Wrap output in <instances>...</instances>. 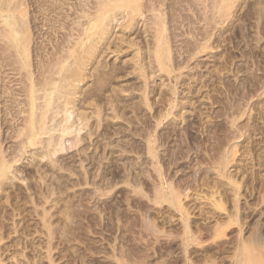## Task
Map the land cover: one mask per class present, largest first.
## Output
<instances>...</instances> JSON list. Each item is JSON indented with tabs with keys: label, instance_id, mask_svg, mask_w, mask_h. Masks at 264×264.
Wrapping results in <instances>:
<instances>
[{
	"label": "rangeland",
	"instance_id": "obj_1",
	"mask_svg": "<svg viewBox=\"0 0 264 264\" xmlns=\"http://www.w3.org/2000/svg\"><path fill=\"white\" fill-rule=\"evenodd\" d=\"M22 1L20 0L19 2ZM26 1L27 4H29L28 17L31 16L32 21L34 20L33 25L34 23L36 24V26L38 24L39 27L43 29L42 32L39 34L40 38L38 37V41H37L38 46L46 47L47 48L46 50L50 51L51 53V51H53L54 49L52 45L55 43L54 45L57 46L56 42L60 43L63 37L67 33H69L68 32L69 30L62 29L61 28L62 25H61V27L57 29L58 33L55 32L54 34V32L49 28V26L47 25L45 26V24H47L46 21L47 17L50 18L53 15L50 13H46L45 11L42 12L37 5L38 0H26ZM60 1L65 2L66 0H60ZM80 1L82 0H69L68 2L66 1L67 6L65 5V11H67V13L71 15V18L63 20L61 24L64 25L63 22L65 21V26L67 27L66 20L67 23L71 25L73 24V21L74 22L76 21L75 18L77 16L76 14L77 12H74V10H72L73 9L72 7L74 6L75 8L78 7ZM96 1L97 0H88V3L90 4V6L91 5L94 6ZM16 2L19 3L18 0ZM233 2H235L234 6L232 2L222 5L225 8L229 4H231L234 7V8L232 7L234 11L230 10L232 14L229 12L230 14L228 16L231 15L229 18L228 16L222 17L224 22L220 18L219 21H221L222 24L218 25L214 31L221 38L219 44L215 43V47L216 46L218 47L216 49L207 51L208 53L199 55L195 59H192L188 55V53H186L188 48L186 49L185 47L186 44L183 41L185 40L191 41L192 40L191 33H196L197 27L204 30L203 29L204 25H206V21L204 19L205 17L200 22L198 21L197 16H195V13H192L191 11L187 10L182 12L183 16H181V14L179 15L178 14L179 12L177 13V15H179V16L176 15L179 18V19L177 18L178 19L177 23H174L171 20V25H170L171 31L173 33L175 32L176 35L179 36L177 39L174 40L173 47H174V51L176 52V53L174 52V55H176L175 58L178 61V62L176 61L178 64L177 66L180 67L179 65L181 63L182 66L184 65L182 69L183 73L182 70H180V72L175 73L176 75L173 73L170 75V77H168L169 76L168 73L167 75L165 72L162 71L159 72L155 70L157 72L156 73L157 76L155 78V76L153 77V75H151L153 78H151L150 81L151 85L148 86L151 92L156 90L154 94L152 93L150 94L149 96L150 103L148 102V105L149 104L152 105V103L155 101L152 105L154 107L151 106L152 109H150V105L148 106L146 104L144 105L145 111L142 114H139V118L144 116L143 118L145 119V116L146 118H149L151 115H154L155 111L160 112L161 110H163V113L167 112L170 109V107L167 106L166 104H165L166 106L165 105L162 106V104L160 105L159 103H160V99L164 94L165 95L170 94V92H168L169 91L168 83H170V85L175 86L177 91L179 92V94L175 97L178 103L182 102V104L183 103L186 104L189 101V98L190 100L192 98V102L186 105L185 109L183 105L180 104L182 106H180L177 110L176 109H174L173 111L171 110L176 114L177 117L175 116V114L172 115L171 117H173L174 119L170 121V123L168 124H165L167 121L166 120L164 123L166 126L162 125L157 133L158 135L159 132L160 133L164 131L166 132L167 130H171L174 127L177 129L179 135L178 136L175 135L173 138L170 139V144H169L170 148L175 147V145H177L178 143L183 144V147L184 145L186 146L187 144L188 145L190 144L189 138L186 139L188 136L186 133L188 131V128L190 127L191 131L193 132V137L197 135L196 138H192L191 140L192 144H190V146L195 144L196 147H198V144L202 145V143H204L205 145L204 147H209L211 150L215 146L213 151H215L216 154L218 152V154L217 155L215 154V156L218 157L217 159H221L223 157V153L225 152V150L230 148V146L227 145H226L227 147L224 146L225 144H223V147L224 148L226 147L225 150H221L224 149L223 147H221L220 149L217 148L218 147L217 144L221 143L222 141L221 138L223 137L224 130L228 128L227 129L228 131L226 130L227 133L229 131L230 132L234 131L238 133L237 134L238 136L240 132L247 133L246 138L242 137L238 139V141L242 140L243 143L238 142V144H236V146H238L237 148H239L237 149L239 153H237V156L235 155L236 157L234 156L233 158H231L232 161L234 162L231 163V167L233 166L231 170L235 171L237 167L238 169H240L238 165L242 163L243 160H244L243 164L246 163L247 172H245L244 175H241V177H239L240 175L239 174L237 178L241 182L242 180L243 182H245L246 181L245 179L248 178L247 185L246 184L244 185L245 187L246 186L247 187L246 188L243 187V190H241L243 196L241 195L242 197H241L240 205L242 208L244 207V209L248 208V211L244 213L248 212L251 215H249L250 218H247L245 216V219H243V221L241 222L243 224H240L238 226L234 225L233 227H231L228 230V236L222 239L214 240L215 250L213 252H215L216 255L220 254L223 259L222 260L220 258L221 259L220 261V259H218L219 258L218 256L220 255L217 256L215 255L217 257V259L215 260L219 262L218 263L217 261H215V263L218 264H237L238 262L239 264H241V261L243 260L242 257L239 260L237 258L233 259V257L235 256L234 250L237 249L238 247H241L243 244H245L246 241H248L249 244L256 243L255 245L258 247L263 243L261 246L262 247L264 246V203H263L264 202V190H263L264 189V182H263L264 180V94L261 95L264 92V0H235V1L233 0ZM202 7L205 6L200 5V7H198L197 10L199 8L203 9ZM204 10L205 9H203V11ZM205 11L208 12V10ZM205 11L203 13V16L206 15ZM117 13H118L117 18L120 19L114 23L115 29L111 33L110 36V38H112L111 41L116 42L118 40L119 42V38L125 36L126 41L128 40L127 43L129 41H132V42H136L135 44H137L138 42L139 43L138 45L140 46L141 49L137 52H140L142 53V55H145V58H147L145 59L146 60L145 62H148L147 56L150 55L148 53L150 49L153 47L152 46L153 43H152V39L147 36L148 34L145 31L147 28L149 29L150 26L146 22L147 20L145 18H139V16H136L137 18H139L138 20L139 23H137V26L134 27L135 30L134 29L127 30L125 29V27L123 28V25L127 21V19L125 20V18L123 17L124 15L122 16L121 12L117 11ZM149 15L147 14L148 17H151ZM184 15L187 18L189 17L190 20L192 21H190L189 19L188 21L184 17ZM208 15L211 16L212 14H208ZM180 16L181 18L183 17L184 18L181 19ZM224 17H227V19L226 18L224 19ZM190 22H193V25ZM145 24L149 26H145ZM175 24L179 26L176 25L177 26L176 27ZM178 27L179 29H176ZM206 27L207 25L205 26V28ZM51 41L53 42L55 41V42L53 43ZM127 43L124 46L125 47L124 53L121 54L120 56H117L116 53L115 54L113 53L111 55L109 54L108 57H106L107 54L106 55L104 54L98 57V59L96 60L97 62L95 61V63L103 61L102 63L108 66L105 69L106 71L112 70L113 68H115V66L116 67L124 66L126 68V72L125 75L123 76L121 75L116 79L113 85L110 86L109 91H107V93L105 94L103 103H101L100 107H98V109H100L102 106L103 113L100 116L102 119H100V117H99L100 120L96 118L95 116H97V114L95 116L93 115V119L91 120V122L93 123L91 125L92 129L90 127H89L90 129L86 128V130L84 131L86 135H84L83 133V135L87 137V138L84 137L86 141H82L83 144L80 143L81 145H79L77 149H73L72 150L73 152H71L70 150L71 153L68 151L67 155L60 156L58 158L59 159L58 162L56 159V162L58 164L57 163L55 164L59 165L62 171L56 170V172L53 173L47 170L46 171L43 170L44 172H46L44 174L43 172L41 173L43 174L42 175L43 177H40L39 174H38L39 176L35 175L34 172L32 173L33 175L30 174L31 170L35 171L36 169L31 164L28 165V163L29 161H32V157L35 153H39L36 152L35 149L34 150L32 149L30 150L31 152L27 155L28 156V158L26 159L27 164L23 165L22 168V169H26L25 173L23 174L18 173L19 175L16 177V179L14 178L9 179L10 181L9 180L7 181L5 179L3 181L0 180L1 182L4 181L8 182V183L7 182L3 183L4 187L2 186V183L0 184L1 185L0 187H2V189L0 188V259L2 258L4 260V264H14L15 260L13 261L11 258L20 256L22 253L21 251L24 248V245L27 246V248L25 247L24 249L26 254L28 255V260L34 261L35 257L41 255L40 258L43 259L42 260L43 263L42 262L41 263L50 264V262H48V254H49L48 251H50L48 249V243L50 241L49 239L51 235H49L48 233L49 230H47L50 227V226L47 227L48 224H51L53 231L51 230V228L49 229L50 232L52 231L54 233V235L56 234V230H58L57 234L55 236L53 235L52 237L53 254L50 253L54 257L53 259L55 264H111V263L121 264L122 262L126 264H145V263L146 264H183L185 262L186 264V260L183 261L184 250L182 251V249H184L183 247H185V245L183 246L184 239L180 237L182 235L180 233L182 231L180 228L181 224H179L180 226L178 225L180 228V230H178L179 232L177 231V229H179L178 227H176L177 229L175 228L176 231L174 230V228H172L173 232H176V234H178L177 235L178 238L174 233L170 235L171 233L169 229L171 230V228L165 230L167 232L169 231L168 234L170 233L169 235L171 237L167 236L166 234L165 235L163 234L162 236L161 234L158 235L157 233H155L154 230L147 229L148 226L147 228L143 226L145 224L144 223L142 224L143 221H140L143 218H140L141 213L136 208L137 205L135 201L137 196L135 198V194L137 195V191L135 192V190H137V188L135 189L136 186L134 180L137 181V179H134L135 175L141 173L140 175L143 176V174L145 175V173L146 174L148 173L146 176H144L146 180H149L150 178L151 180L156 181V178H154L155 169L154 171H152L151 168V167L154 168L155 165L149 164L150 166L153 165L151 167L147 165V163L150 161L152 162V160L148 158L149 156H146L144 154L143 156H140L142 154L137 153L139 152V149L137 147L135 148V146L139 145V142L147 143V141L143 138V136H140L139 134L141 131H142L141 134L143 133L144 135H146V133H144L145 131L143 132L140 126L141 124H139L140 121L137 117L135 118L136 115L134 112L132 113V111L128 109L127 113L124 114L126 117L121 114V116H124L125 118L122 117V119H120L121 117L120 116L118 117L119 119H117L114 118L117 117V112L113 109H110L107 106L111 99H114L115 104L117 103L120 104V102H122L123 105L127 104L126 106H128V104H130L131 102H132L131 104L133 105L134 104L133 102H138V101L140 102L142 98L144 99L143 97L144 95H142L144 91L143 92L140 91V86H139L140 83L143 84L141 82L143 77L140 76L139 71L137 72L134 71L135 64L132 60L133 57L137 54V52L135 47L130 49L129 48L130 45ZM146 43H147V47H146ZM104 48H107V46L105 45L102 47V49ZM113 50H115V47H113ZM102 56H104L105 58L104 57L101 58ZM189 57L191 59H189ZM34 58H35L34 59L35 63L38 62V60H40V59L37 60L36 59L37 57ZM45 58L47 57L43 56V60H45ZM155 68L157 67L155 66ZM91 69L92 66H90L88 71L90 70L91 74H93L92 73L93 71ZM11 77L12 79L15 78L14 76ZM171 78H173L172 82H171ZM175 78H179V80L177 81V79ZM89 81L87 79L85 83L82 84L84 88L83 90L86 91V93L87 91L93 88L94 78L93 79L91 78L92 82ZM114 88H116L115 90H120V91L124 90L122 92L119 91L121 98H119L118 100H115L113 96L115 95L113 94L112 91ZM84 91L83 93H85ZM251 91L253 98L250 101H248L249 97L247 96L248 98H246L244 96L250 93ZM188 92L190 95L188 94ZM83 98L84 96L82 97V99ZM89 101L86 102L87 105L84 102V100L83 102H81L82 104V108L80 107L81 110L84 111L85 108H90L88 109L89 112L92 111L97 112L96 111L97 107L91 106L92 107L91 108L88 105ZM229 101L232 102L233 105L236 104L235 106L243 104L242 106H240L241 107L240 109L242 110H237V113L234 114L235 117L234 115L232 116H228V114L226 115L227 108L229 107ZM122 104L119 106H122ZM84 105H86L87 107L86 106L83 107ZM181 108H183V110ZM150 110H152V112ZM243 110H245L246 114L244 116H241L244 113V112L242 113ZM114 111L116 112V115L114 114L115 113ZM95 118L101 121V123L99 121L96 122ZM95 123H97V125ZM98 123H100V126ZM23 124L24 122L21 120L15 124L13 129L17 130L20 127L23 128L22 127L24 126ZM153 125L155 124L153 123ZM98 126L101 128H99ZM215 126L216 127L218 126V128L221 127L220 129L222 131L220 129L218 130L219 134L218 135L216 134L217 139L214 138L216 139V141L214 139L212 140V142L215 145H212L213 143L211 144L208 142L209 139L208 132H210V135L213 134L212 132H214L216 128ZM239 127H241V129ZM13 129H11V131ZM186 129L187 131H185ZM208 129L210 131H208ZM7 130L5 129L6 133ZM89 131L93 134H90ZM118 131L121 134L118 133ZM94 133L96 134L94 135ZM14 134L15 131H13V135ZM89 134L90 136L93 135L91 136L92 137L91 139ZM183 136L185 137V139L182 140V138H184ZM220 136H221L220 138L221 141H219ZM12 138L13 137L10 136L8 137V134H6L3 145L2 146L0 145V150L3 151L6 150V152H8L7 154L13 151L12 147L14 146L17 147L18 144L16 143L18 142V140ZM197 138L201 140L197 142L196 141ZM179 139L181 142L179 141ZM110 141L113 143H111ZM104 143L107 145L108 149L106 148ZM210 146H212V148ZM104 147L106 149H104ZM102 149H104L105 151ZM163 149L165 150V148L161 149L162 150L161 154L166 156L165 157L166 159L167 153L166 152L164 153ZM220 150L223 153H220L219 152ZM215 152H213V154ZM140 157H142L141 158L142 160L140 159ZM202 157L204 158V156ZM146 159L148 162H145ZM197 160L198 159H195L193 165H191L192 173H194L198 169L197 164L199 161ZM142 161H144L145 162L144 164H146L145 166H147V167L144 166L145 167L144 170L148 168L145 171L142 170L143 169L142 166L144 165L141 164ZM185 162H187L186 159L182 161V163ZM172 169L173 171H175L173 174L177 173V177L181 175V171L178 173L177 168L173 166ZM180 169L183 170V168ZM141 170L144 171L145 173H143ZM148 170H150L153 173V175L151 174L152 176L150 175V171L148 172ZM85 172H87L86 173L87 176L84 177V175H86ZM185 172H189V170ZM237 172L238 170L234 172V174H236ZM28 174L29 177L27 176ZM139 174L136 176V178L139 176ZM23 176H24L23 180L28 181V183L27 182H25V184L23 183L24 182L22 180ZM147 176L149 178H147ZM186 176L187 175H184L183 177L186 178ZM39 177L41 179H39ZM86 177L87 179H85ZM42 179L44 180L42 181ZM108 181L112 183L109 184ZM10 182L12 183L10 184ZM26 184L28 187L26 186ZM97 184L99 185V187H97L98 186ZM21 186L24 188H22ZM99 189L100 190L103 189V191H106L107 195L105 194L104 196L103 195L104 192L99 191ZM148 191L149 193H146V195L150 194L151 196L153 193L150 192L152 191H150L149 189ZM54 192H56V194ZM202 192L206 193L207 192L206 188H204ZM34 201H36V203ZM197 203L200 204L199 201H197ZM200 205L201 207H203V205L206 207L205 209L206 212L209 211L210 208L209 204L207 205V203L205 202L203 205L202 204ZM200 205L196 210L197 212L199 211ZM45 212H47L49 215H46L47 218L44 217L45 218L44 219L43 214H45ZM197 212H195L193 215L198 217L200 216V213ZM66 217H70L71 219L70 218L67 219ZM173 217L176 224H178V222H180L178 221L180 216L175 215ZM44 220H46L48 224L43 223ZM65 220L66 221L68 220L69 222H66ZM71 220L73 221V223L71 222ZM154 220L155 219L153 217V221ZM44 224L47 227V229L45 228ZM151 225L149 226V228L153 226ZM144 227L145 230L147 229L148 232H144L145 231ZM63 228L66 231V233H70V234H66L65 232H63ZM67 228L69 229L67 230ZM14 231H16L17 233ZM149 232L150 233L154 232L153 233L154 236H152L153 234L152 233L150 234ZM61 233L64 236H62ZM60 235L63 238L60 237ZM173 235L175 236L176 239H172ZM208 238L209 239L204 237V239L201 240L203 242L206 241V243L208 242V244H210V242L211 244H214V241L212 242L210 240V237ZM1 239L3 240V242L1 241ZM242 240L244 243H242ZM249 241H251V243ZM252 241L255 242L253 243ZM15 242H18V244L20 242V245H18L19 247L16 246L17 243L15 244ZM240 242L242 243L241 245ZM34 246L36 247V251L34 250L35 249ZM146 247L147 249H145ZM217 247L219 248V251ZM224 247L228 251H224L223 250ZM37 249L40 254L35 253L37 252ZM189 249H192V247H190ZM221 249L225 254L222 253ZM148 250L150 251L148 252ZM172 250L173 253L171 252ZM216 250L219 253H217ZM262 250L264 251V249ZM143 251L146 253V255H144L145 253ZM141 252H143V254ZM169 252L171 254H169ZM120 253H122L121 256ZM201 253L202 252L200 251V254ZM233 253L234 256L232 255ZM17 254L18 256H15ZM196 254H199V252H197ZM113 255H115V257H113ZM148 255H150L151 257ZM181 255L183 256V258L181 257ZM230 256L232 259L230 258ZM22 259L20 258L19 260L25 263L24 259L23 260ZM126 260L127 261L129 260L128 263L126 262ZM143 260L144 262H141ZM201 263L202 262H200L199 264ZM203 264L205 263L203 262Z\"/></svg>",
	"mask_w": 264,
	"mask_h": 264
},
{
	"label": "bare ground",
	"instance_id": "obj_2",
	"mask_svg": "<svg viewBox=\"0 0 264 264\" xmlns=\"http://www.w3.org/2000/svg\"><path fill=\"white\" fill-rule=\"evenodd\" d=\"M16 1L15 0H0V145L1 146L3 145L6 134H8V137L10 136V137H13L12 139L15 138L18 140V142L16 143L18 144L17 147L16 146L12 147L13 151H11L9 154H7L8 152H6V150L5 151L0 150V180L3 181L5 179L8 181L9 179H13V178L16 179V177L19 175L18 173H22V174L25 173L26 169H22V168H23V165L27 164L26 162V159L28 158L27 155L31 152L30 150L32 149L33 150L35 149L36 152H39V153H35L32 157V161H29L28 163V165L31 164L36 169L35 170L36 172L31 170L30 174L34 172L35 175L37 176L40 175V177H43L42 175L46 173L43 170L45 171L47 170L53 173L56 172V170L62 171L60 166L55 164L58 162L59 160L58 158L60 156L67 155L68 151L70 152V150L71 152H73L72 151L73 149H77L79 145L83 144L82 141H86L84 139V137H86L84 136L86 135L84 131L86 130V128L92 127L91 125L93 123L91 122V120L93 119V115L95 116L97 114V116L95 117L98 119L102 115L103 113L102 106L100 108L101 110L98 109V107H100V104L103 103L105 94L107 93V91H109L110 86L113 85V83L116 81V79L119 76L125 75L126 68L124 66H120V67L115 66V68L113 69L111 68L112 70L106 71L105 69L108 66L102 63L103 61L95 63V61L101 55L107 54L106 57H108L109 54L111 55L113 53L114 54L116 53L117 56H120L125 51L124 46L128 41V40L126 41L125 36L123 37L121 36L122 38H119V42L118 40L116 42L111 41L112 38H110L111 33L115 29L114 23L120 19V18L119 19L117 18L118 16L117 11L121 12L122 16L124 15L123 17L125 18V20L127 19V21L123 25V28L125 27V29L127 30L134 29V27L137 26V23H139L138 22L139 18H145L147 20L146 22L150 25V26L146 25L147 24L146 23L145 26H149V29L151 30L150 31L147 28L145 31L148 34L147 36L152 39V43H153L152 45L153 47L150 49L149 53L147 52L148 54H150L147 56L148 62H145L146 61L145 59H147L145 58V55H142V53L137 52L141 49L140 46L138 45L139 44L138 42L137 44H135L136 42H132V41H129L127 43L130 45L129 46L130 49L135 47L136 52H137V54L133 57L132 60L135 64L134 71L135 72L139 71L140 76L143 77V79L141 78L142 79L141 82L143 84L140 83L139 86H140V91L142 92L144 91L143 94L141 93L142 95H144L143 96L144 99L142 98L140 102L139 101L133 102L134 103L133 105L131 104L132 103L131 102L130 104H128V106H126L127 104L123 105L122 102H120V104L118 103L115 104L114 99H111L107 105L110 109H113L117 112V117H114L117 119H119L118 117H120L121 114L122 115L126 114L128 109L131 110L132 113L134 112L136 115L135 118L137 117L141 123L139 121L137 122L141 124L140 126L143 132L145 131L144 133H146V135H144L143 133L141 134L142 132L141 131L139 134L140 136H143V138L147 141V143L139 142V145L135 146V148L137 147L139 149V152L137 153H141L142 155L140 156H143L144 154L146 156H149L148 158L152 160L153 163L151 161H150L151 163L148 162L147 159L146 161L145 160L144 161L148 162L147 165L149 164L155 165L154 168L151 167L153 165L151 166L149 165V166L152 168V171H154L155 169V174H154L155 177L154 176L153 177L156 178L157 183L155 180H151L148 177L149 175L147 176L149 180H146L144 176H146L148 173L146 174L144 171L148 168L144 170V168L147 166H145L146 164H144L145 163L144 161H142V163L140 162L142 165L144 164L142 166L143 169L141 167L140 168L144 170V171L142 170L141 171L145 173V175L142 173L143 174L142 176L140 175L141 173L140 174L138 173L139 176L136 178V176L138 175L137 174L135 175V178H134V179H137V181L134 180L135 186H136L135 189L137 188V190H135V192L137 191V195L135 194V198L137 196L136 201H135L137 205L136 208L141 213V214L138 213L140 214V218H143L140 220V221H143L142 224L143 223L145 224L143 226H145L146 228L148 226L147 229L154 230L155 233H157L158 235L161 234L162 236L163 234L164 235L166 234L167 236H170L173 233L176 234V232H173L172 228H174L175 230V228L176 227L179 228L180 226L179 224H181L180 228L182 231L180 233L182 235L180 237L184 239L183 246L185 245V247L181 245L184 248V249L182 248L181 249L182 251L184 250V260L183 261L186 260V264H199L200 262H202L201 264H203V262L205 264L207 262H208L207 264L209 263L218 264L219 262L215 259H217L216 256L220 254L216 255L215 252H213L215 250L214 240L222 239L228 236V230L231 227H233L234 225L238 226L240 224H243L241 222L243 221V219H245V216L247 218H250L249 215H251L248 212L244 213L248 211V208L244 209V207L242 208L240 205L241 197L243 196L241 193V190H243V187H245L244 186L245 184L247 185L248 178L245 179L246 180L245 182H243L242 180L243 183L239 181V179L237 178L239 174H240L239 177H241V175H244V173L247 172L246 163L243 164V161H244L243 160L242 163L240 164L238 163L239 164L238 166L240 169H238L237 167L235 171L231 170V168L233 167V166L231 167V163L233 162L231 158H233L235 155L237 156V153H239L237 150L239 148H237L238 146H236V144H238V142H242V140L238 141V139L242 137L246 138L247 133L240 132L238 136L237 135L238 133L234 131L233 132L229 131L227 133L228 128H226L227 131L224 130L223 137L222 138L221 136L219 137V141H221L220 138L222 139L221 143L219 144L216 143L218 146L217 147L218 149L223 147V144H225L224 146L226 145L230 146L229 149H226L227 146L225 148L223 147L224 149H221V150L226 149L224 153L221 152V150L219 151L220 153H223V157L221 159H217L218 157L215 156L216 152L213 151L215 146L213 147L212 150L209 147H204L205 146L204 143H202V145L198 144V147H196L194 143H193L194 145L190 146V144H192L191 143L192 138H196L197 136L196 135L195 137H193V132L191 131L190 127L188 128V131L187 129L185 130L187 131L186 134L188 135L186 139L189 138L190 144L189 145L187 144L186 146L184 145L183 147V144L178 143L177 145H175V147L170 148L169 146L170 139L173 138L175 135L176 136L179 135L178 134L179 132L177 131V129L174 127L175 129L172 128L171 130H167L166 132L165 131L162 133L159 132L158 135L157 133L162 125L166 126L165 124L170 123V121L174 119L173 117H171L172 115L175 114L174 112H172L174 109L177 110L182 105L185 109L186 105L192 102V98L191 100L189 98V101L186 104L185 103L182 104V102L178 103L175 97L179 94V92L177 91L176 87L171 86L170 83H168L169 84L168 92H170V94H167V95L164 94L162 98L160 99V103H159L160 105L162 104V106L166 104L167 106L170 107V109L169 110L167 109L168 111L164 113H163V110H161L162 112L155 111L154 115H151L152 117L150 116L149 118H146L145 116V119L143 118L144 116L139 118V114H142L145 111L144 105L146 104L148 105V102L150 103V100H149L150 94L151 93L154 94L156 91L154 90L153 92H151V90H149L150 88H148V86L151 85L150 84L151 78H153L154 76L156 78L157 76L156 71H159V72L162 71V72H165L166 74L168 73L169 74L168 77H170L171 74L180 72V70H182L184 67V65L182 66V63L179 65L180 67L177 66L178 61L175 58L176 55H174L175 51H174L173 45H174V40L177 39L179 36H177L175 32L173 33L171 31V26H170L171 20L174 23H177L179 19L177 16H179L180 14L181 16H183L182 12L187 11V10L191 11L192 13H195V16H197V19L200 22L205 17L204 19L206 21L207 27L205 28L206 25H204V28L202 26V28L204 29L202 30L201 28L196 26L197 32L195 31L196 33H191L192 40L194 41L192 40L183 41L186 44L185 46L186 49L188 48L187 50L188 52L186 51V53H188V55L192 59H195L199 55L208 53L207 51L216 49L218 47V46L215 47V43L219 44L221 38L214 31L218 25L222 24L221 21H219L220 18L221 20H223L222 19L223 16H228L231 13L230 10H233L232 7L234 6L235 2H233V0H97L95 4L93 3L94 6L92 5L90 6V4L88 3V0H82L80 1V4L78 5V7L76 8L75 6L72 7L73 8L72 10H74V12H77L76 13L77 16L75 18L76 21L75 22L73 21V24H72L73 26H72L71 24L67 23V20H66V24H67V27H66L65 21L63 22L64 25L61 23L63 20L71 18V15H69L67 11H65V5L67 4L69 0H66L67 2L66 1L62 2L60 0H38L37 5L41 9V11L42 12L45 11L46 13H50L53 15L50 18L47 17V20H46L47 24H45V26L46 25L49 26V28L54 32V34L55 32L58 33L57 29H59L61 25H62L61 27L62 29L69 30L68 31L69 33H67L63 37L60 43L56 42L57 46L54 45L55 41L54 42L51 41L54 43L52 45L54 49L50 53V51L46 50L47 49L46 47L38 46V42H37L38 37L40 36L39 34L42 32L43 29H41V27H39L38 24L37 26L35 23L33 25L34 20L32 21L31 16L28 17L29 16V12H28L29 4H27L26 0L25 1L21 0L22 2H19L20 0H18L19 3H17ZM231 2L233 3V6L231 4H229L225 8L222 6L224 4H228ZM200 5L201 6L204 5L205 7H202V8L205 10H208V12L204 10L207 16L206 15L203 16V13H204L203 9L199 8L202 12L199 9L197 10V8L200 7ZM177 13L179 15H177ZM147 14L148 15L150 14L149 16L151 17H148ZM208 14H212V15L210 16ZM136 16H139V18H137ZM230 16H228V18ZM185 18L187 20L188 19L190 20L189 17L188 18L185 17ZM225 18L227 19V17H224V19ZM190 23H192L193 25V22H190ZM176 25L177 24H175V26ZM176 29H179V27ZM105 45L107 46V48L102 49V47ZM113 47H115V50H113ZM146 47H147V43H146ZM43 56H46L47 58L43 60ZM34 57H37L36 59L37 60L40 59V60H38V62L35 63ZM103 57L104 56H102L101 58ZM190 57L189 59H191ZM90 66H92L91 70L93 71L92 72L93 74H91L90 70L88 71ZM155 66L157 68H155ZM182 73H183V70H182ZM151 75H153V77ZM181 75H178V76H181ZM11 76H14L16 79L15 78L12 79ZM91 78L92 79L94 78L93 88L87 91L86 93V91L83 90L84 88L82 84L85 83L87 79L88 81L89 79L91 81ZM172 79L173 78H171V82L173 81ZM175 79H177V81L179 80V78H175ZM13 83H16V84H13ZM115 89L116 88L112 90L113 94L115 95L113 94L112 95L114 96L115 100H118L119 98H121L120 92L124 90L120 91V90H115ZM83 91L85 93H83ZM263 94L264 92L261 95ZM83 96L84 98L82 99ZM247 96L249 97V100L248 99L247 100L250 101L253 98L252 91L248 93L247 95H245L244 97L248 98ZM83 100L85 103L90 100L88 105L90 107L91 106L97 107L96 108L97 112H93V111L89 112L88 109L90 108H85L84 111L81 110L82 108L81 102H83ZM121 104L122 106H119ZM86 105H84L83 107H85ZM152 105H150V109H152L151 108ZM235 105H233V103L229 101V107L227 108L226 115L228 114V116H232L235 113H237V110H242L240 109L241 108L240 106H242L243 104L238 105L239 107ZM181 109L183 110V108ZM150 111L152 112V110ZM116 112L114 113L115 115H116ZM242 113L243 114L241 116H244L246 114L245 110H243ZM124 116H121L120 119H122V117L123 118L126 117ZM100 119L102 118L100 117ZM21 120L24 122L23 124L24 126H22L23 128L20 127L19 129L14 130L13 127L15 126V124ZM99 120L96 119V122ZM99 122L101 123V121ZM100 123H98L99 126H100ZM153 123L155 125H153ZM95 124L97 125V123ZM220 128H218L217 126L215 128V131L212 132L213 134L211 135H210V132H208L209 135L208 134L207 135L209 136V139H208L209 143L212 144L213 143L212 140L214 138L217 139L216 136L219 134L218 130ZM239 128L241 129V127ZM5 129L6 130L8 129L7 133ZM11 129L13 130L11 131ZM13 131H15L14 135H13ZM119 131L118 133H120ZM208 131L210 130L208 129ZM90 134H93V133L90 132ZM95 134L96 133H94V135ZM91 136H90V139L92 138ZM198 138L196 139L197 142L201 140V139L199 140ZM183 139H185V137L182 138V140ZM216 139L214 140L216 141ZM212 145H215V144L213 143ZM105 146L107 148L106 144ZM210 147L212 148V146ZM106 148L104 147V149ZM162 148H165V150L163 149L164 153L165 152L167 153L166 159H165L166 156L161 154ZM213 152L215 153L213 154ZM201 155L204 156V158ZM141 158L142 157H140V159ZM56 159H57V162H56ZM185 159L187 160V162L182 163V161ZM195 159H198L197 161H199L197 164L198 169L196 168L197 170L194 173H192L191 165H193V162ZM173 166L177 168L178 173L181 171V175H179L178 177H177V173L173 174L175 172L172 169ZM180 168H183V170ZM187 170H189V172H185ZM237 170L238 172L234 174V172H236ZM149 171L150 170H148V172ZM42 172L43 174H41ZM86 173L87 172H85V174ZM151 174L153 175V173L150 171V175ZM184 175H187L186 178L183 177ZM27 176L29 177V174ZM85 176H87V174L84 175V177ZM40 177L39 179H41ZM23 179H24V176L22 180ZM44 179H42V181ZM85 179H87V177ZM1 181H0V184L2 183V186L4 187L3 183H6L7 181L6 182L5 181L1 182ZM12 182H10V184ZM25 182L28 183V181H24L23 183L25 184ZM108 183L110 184L112 182L108 181ZM97 187H99V185ZM0 188L2 189V187ZM204 188H206L207 190L206 193L202 192ZM148 189L152 191L150 193H153L151 196L150 194H147L149 196L146 195V193H149ZM99 191H103V189L102 190L99 189ZM103 192H104L103 195L105 196L106 191H103ZM54 193L56 194V192ZM197 201H199L200 204L202 205L205 202L207 203V205L209 204L210 206L209 211L206 212L205 210L206 207L204 205L203 207H201V205L198 204ZM34 202L36 203V201ZM199 205H200L199 211L197 212L196 210L198 209ZM47 212L43 214V218L44 217L47 218L46 215H49ZM195 212L200 213V216L198 217L194 216L193 214ZM175 215L180 216L178 220L180 222H178V224H176L174 220L173 216ZM153 217L157 221L155 220L153 221ZM66 218L68 219L70 217H66ZM66 222H69V221L67 220ZM71 222L73 223L72 220ZM43 223L48 224L46 220H44ZM150 225L153 228L152 227L149 228ZM48 226H50L49 228H51L52 230L51 224H48L47 227ZM47 227L45 226L46 229ZM145 227H144V230H145ZM49 228L47 230H49L48 233L51 236H50V239L48 237V239L50 240V241L48 240L49 241L48 249L50 250L48 251L49 253L48 262H50V264H55L54 259H53L54 257L50 254L52 253V249H53V238L52 237L54 233L52 232L53 230L50 232ZM168 228H171L172 230L171 231L169 229L171 233V234L169 233L170 235L168 234L169 231L168 232L165 231ZM180 228L179 229L176 228L177 231L180 230ZM68 229L69 228H67V230ZM147 229L144 232H148ZM57 231L58 230H56V234H57ZM63 232L66 233L64 228H63ZM66 234H70V233H66ZM177 235L178 234H176V236ZM62 236L64 235L62 234ZM62 236L60 235V237ZM152 236H154V234ZM173 236H172V239H176L175 236L174 238ZM204 237H206L207 239H209L208 237H210V240L212 242L214 241V244H211V242L210 244H208V242L206 243V241L203 242L201 239H204ZM1 241L3 242L2 239ZM249 242L251 243V241ZM252 242L254 243L255 241H252ZM16 243H17L16 246L20 245V242L19 244L18 242H15V244ZM242 243H244L243 240H242ZM242 243L240 242V245ZM255 244H252V243L249 244L248 241H246L245 244H243L241 247H238L239 249L237 248L238 251L237 249L234 250L235 256L233 253L232 254L234 256L233 259L237 258L239 260L242 257L243 260L241 261V264H264V259H263L264 251L262 250L264 249V246L263 247L261 246L263 243L261 245L259 244L260 245L259 247L256 246ZM25 247L27 248V246L24 245V248ZM190 247H192V249H189ZM24 248L21 251L22 253L20 252L21 255L19 254L21 257L18 256L17 254L15 256H18V257L13 256L14 258H11L13 261L15 260L14 264L15 263L16 264H42L43 263L42 261L43 259L40 258L41 255H38L37 257H35L34 261L28 260V255L26 254ZM9 249H10V246H9ZM145 249H147V247ZM34 250L36 251V247ZM198 250H200L202 253L200 254V251ZM223 250L228 251L225 249V247ZM223 250H222V253H223ZM149 251L150 250H148V252ZM218 251H219V248H218ZM143 252L141 253L143 254ZM171 252L173 253V250ZM197 252H199V254H196ZM35 253L40 254L38 249H37V252ZM169 254L171 253L169 252ZM121 255L122 253H120V256ZM144 255H146V253ZM113 257H115V255H113ZM181 257L183 258L182 255ZM218 257H219L218 259L220 258L222 259L221 255ZM20 258L21 259L23 258L25 263L19 260ZM36 259H39V260H36ZM128 261L126 260L127 263ZM215 261H217L218 263H215ZM141 262H144V260ZM2 263L4 264V260L1 258L0 264ZM121 264H126V263L122 262ZM183 264H185V262ZM237 264H239V262Z\"/></svg>",
	"mask_w": 264,
	"mask_h": 264
}]
</instances>
